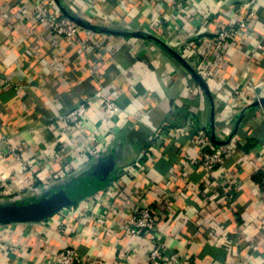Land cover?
Returning <instances> with one entry per match:
<instances>
[{
    "label": "crops",
    "instance_id": "obj_1",
    "mask_svg": "<svg viewBox=\"0 0 264 264\" xmlns=\"http://www.w3.org/2000/svg\"><path fill=\"white\" fill-rule=\"evenodd\" d=\"M43 13L89 28L58 37ZM228 20L250 35L210 50ZM260 43L264 0H0V205L66 200L42 220L0 223V264H52L66 248L79 264H150L149 239L124 228L143 202L158 211L167 264H264V106L245 114L213 174L193 139L194 125L227 139L248 96L264 97ZM178 49L205 60L204 84ZM101 90L121 114L88 102ZM83 103L80 125L58 120Z\"/></svg>",
    "mask_w": 264,
    "mask_h": 264
},
{
    "label": "built area",
    "instance_id": "obj_2",
    "mask_svg": "<svg viewBox=\"0 0 264 264\" xmlns=\"http://www.w3.org/2000/svg\"><path fill=\"white\" fill-rule=\"evenodd\" d=\"M178 6L181 8L180 4ZM40 21L46 23L49 31L58 37L74 39L80 31V26L68 16H57L53 13H43ZM247 29L248 25L245 20H228V22L218 28L214 37L211 40H206L204 44H207L208 42L209 44H212L210 45V50H214L212 49V47H214L217 53L224 54L226 46L236 37L241 36L244 33L250 35L249 32H247ZM258 49H264V46L260 43ZM188 50L191 49H178L177 51L205 80L209 79L210 72L205 60L201 59L196 51L189 53ZM238 93V90L232 92L234 97L237 96ZM261 97L263 96L259 93H252L248 96L247 102L250 105ZM89 101L96 102L103 106L107 111L114 112L115 114L122 113V110L117 105L116 101L102 90L92 95L88 102ZM88 112V105L83 103L62 114L58 120L65 123V125L77 126L87 118ZM194 126L196 133L194 134L193 139L199 148V163L207 172L213 174L214 171L225 162L226 157L231 154V147L229 144H215L201 125ZM6 154L8 157L20 162L24 171H28L31 168L29 162L24 158V154L20 147L9 143ZM2 185L3 184L0 182V188ZM108 192H110V190H108L107 193ZM143 203L131 213L124 228L130 235L149 239L152 245L148 258L150 264H167L168 258L166 257L165 252L167 248L162 241V234L158 231V211L156 207L147 206ZM49 258L51 259V262H53L52 264H79L80 262V258L74 248H66L57 253H50Z\"/></svg>",
    "mask_w": 264,
    "mask_h": 264
},
{
    "label": "water",
    "instance_id": "obj_3",
    "mask_svg": "<svg viewBox=\"0 0 264 264\" xmlns=\"http://www.w3.org/2000/svg\"><path fill=\"white\" fill-rule=\"evenodd\" d=\"M69 17L74 20L78 26L89 28V26L86 25L80 18L73 15H69ZM171 52L180 58V60L190 69L192 74L204 84L202 76L186 61V59H184L177 51L171 50ZM260 106H264V97H261L254 103L248 105L242 114H246L249 110ZM244 116L245 115H241L239 117L236 123L235 131L227 139H219L216 131L213 130L211 133V140L215 144L219 145L229 144L236 135ZM212 127H214V124ZM64 205L65 197L61 194H56L52 197H44L29 203L0 205V223L39 221L54 214V211L61 209Z\"/></svg>",
    "mask_w": 264,
    "mask_h": 264
},
{
    "label": "trees",
    "instance_id": "obj_4",
    "mask_svg": "<svg viewBox=\"0 0 264 264\" xmlns=\"http://www.w3.org/2000/svg\"><path fill=\"white\" fill-rule=\"evenodd\" d=\"M242 115H245V113H243ZM56 194H61V195H63V193L61 192V191H58L57 193H52V195L50 196V197H52V196H55ZM65 204H66V200H65ZM64 207V206H63ZM57 210V209H56ZM59 210V209H58ZM57 210V211H58ZM57 211H54L53 213H55V212H57Z\"/></svg>",
    "mask_w": 264,
    "mask_h": 264
}]
</instances>
